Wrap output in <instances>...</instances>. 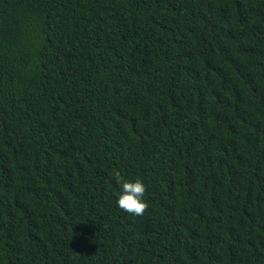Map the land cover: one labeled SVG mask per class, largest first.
Returning a JSON list of instances; mask_svg holds the SVG:
<instances>
[{"label": "trees", "instance_id": "1", "mask_svg": "<svg viewBox=\"0 0 264 264\" xmlns=\"http://www.w3.org/2000/svg\"><path fill=\"white\" fill-rule=\"evenodd\" d=\"M0 264H264V0H0Z\"/></svg>", "mask_w": 264, "mask_h": 264}, {"label": "clouds", "instance_id": "2", "mask_svg": "<svg viewBox=\"0 0 264 264\" xmlns=\"http://www.w3.org/2000/svg\"><path fill=\"white\" fill-rule=\"evenodd\" d=\"M116 183L121 186V194L117 200L118 207L132 216H143L148 211V204L144 201L145 184L137 179L135 182L123 180L120 173H115Z\"/></svg>", "mask_w": 264, "mask_h": 264}]
</instances>
